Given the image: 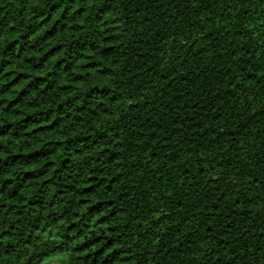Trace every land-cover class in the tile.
<instances>
[{
    "label": "trees",
    "instance_id": "trees-1",
    "mask_svg": "<svg viewBox=\"0 0 264 264\" xmlns=\"http://www.w3.org/2000/svg\"><path fill=\"white\" fill-rule=\"evenodd\" d=\"M264 264V0H0V264Z\"/></svg>",
    "mask_w": 264,
    "mask_h": 264
},
{
    "label": "rangeland",
    "instance_id": "rangeland-1",
    "mask_svg": "<svg viewBox=\"0 0 264 264\" xmlns=\"http://www.w3.org/2000/svg\"><path fill=\"white\" fill-rule=\"evenodd\" d=\"M46 264H61V263L59 260L54 259L52 261L47 262Z\"/></svg>",
    "mask_w": 264,
    "mask_h": 264
}]
</instances>
